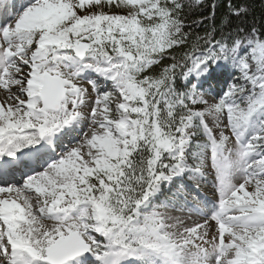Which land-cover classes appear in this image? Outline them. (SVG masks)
Masks as SVG:
<instances>
[{
    "label": "snow or ice",
    "instance_id": "obj_1",
    "mask_svg": "<svg viewBox=\"0 0 264 264\" xmlns=\"http://www.w3.org/2000/svg\"><path fill=\"white\" fill-rule=\"evenodd\" d=\"M220 6L0 0V264H264V0Z\"/></svg>",
    "mask_w": 264,
    "mask_h": 264
},
{
    "label": "trees",
    "instance_id": "obj_2",
    "mask_svg": "<svg viewBox=\"0 0 264 264\" xmlns=\"http://www.w3.org/2000/svg\"><path fill=\"white\" fill-rule=\"evenodd\" d=\"M205 5H210L212 3V0H204ZM218 3L221 5L220 7L217 8V15H221L225 10H226V3L227 0H218ZM254 7L256 8V15L259 16V8H260V0H254ZM199 11V10H197ZM204 14L208 15L210 12V8L205 7V9H203ZM198 18V17H196Z\"/></svg>",
    "mask_w": 264,
    "mask_h": 264
},
{
    "label": "rangeland",
    "instance_id": "obj_3",
    "mask_svg": "<svg viewBox=\"0 0 264 264\" xmlns=\"http://www.w3.org/2000/svg\"><path fill=\"white\" fill-rule=\"evenodd\" d=\"M204 193H206V191H204Z\"/></svg>",
    "mask_w": 264,
    "mask_h": 264
}]
</instances>
